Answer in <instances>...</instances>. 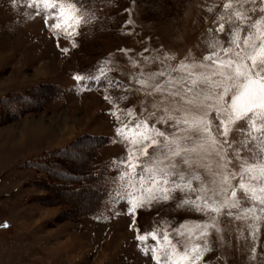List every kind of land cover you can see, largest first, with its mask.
<instances>
[{"label":"rangeland","instance_id":"1","mask_svg":"<svg viewBox=\"0 0 264 264\" xmlns=\"http://www.w3.org/2000/svg\"><path fill=\"white\" fill-rule=\"evenodd\" d=\"M227 2L92 0L99 19L76 37L74 45L63 36L57 38L48 27L52 21L46 23L43 13L37 15L29 0H0V264H156L150 250L156 241L149 237L145 242L149 247L145 255L133 220L141 233L159 225L163 235L164 220L176 228L185 220L205 219L194 211H178L174 202L138 209L135 216L128 213L127 201L113 202L111 182L120 169L110 162L127 157V147L115 132L121 122L112 114L114 105L105 99V90L94 84L91 90L79 89L74 76L97 64L114 63L111 76L130 83L140 65L145 71L161 67L158 62L146 64L143 56L173 54L175 60L169 62L173 67L186 58L200 60L210 50L209 29L228 40V24L225 33L215 32ZM129 9L134 23L126 25ZM119 49L132 51L125 54ZM129 56L138 66L133 67ZM109 91L114 97L122 95L115 87ZM130 95L120 103L134 108L135 122L145 97ZM127 119L122 116V121ZM246 127L245 121H238L230 139H242L238 129ZM49 150L59 154L55 170L31 163ZM65 170L71 175L65 176ZM199 171L210 179L203 168ZM238 182L237 177L233 183ZM237 196L242 207L253 206L242 190ZM249 223L222 214L223 231L212 230L213 250L204 260L264 264V221L255 242ZM172 238L176 239L174 233Z\"/></svg>","mask_w":264,"mask_h":264},{"label":"snow or ice","instance_id":"2","mask_svg":"<svg viewBox=\"0 0 264 264\" xmlns=\"http://www.w3.org/2000/svg\"><path fill=\"white\" fill-rule=\"evenodd\" d=\"M33 4L37 15L43 13L46 23L52 21L49 30L74 45L76 37L99 19L98 10L91 7L92 0H29V7ZM128 11L126 25L134 23ZM216 23V33H225V24L229 25L228 40L219 39L209 29L210 50L200 60L186 58L173 67L169 63L175 60L173 54L141 53L146 64L158 62L161 67L145 71L140 65L130 83L111 76L114 63L97 64L74 76L79 89L91 90L94 84L105 90V99L114 105L112 114L121 122L115 132L127 147V157L110 162L120 169L111 182L113 202L127 201L128 213L133 216L138 209L151 210L155 205L174 202L178 211H194L205 217L182 221L176 228L164 220L163 235L159 225L141 233L133 220L145 255L149 252L145 242L149 237L156 241L150 249L156 264H211L204 257L213 250L212 230L218 234L223 231L219 224L222 214L251 221L248 227L254 242L264 221V0H228ZM118 51L127 54L132 50ZM128 58L133 67L138 66L135 58ZM112 87L122 95L112 96ZM133 93L145 97L135 122L134 108L120 103ZM122 116L128 119L122 121ZM150 120L154 121L151 126ZM238 121L247 125L238 129L243 137L230 139ZM157 124L173 130L162 131ZM200 168L208 173L209 180L204 179ZM237 177L239 182L234 184ZM238 190L253 201L252 207L241 206Z\"/></svg>","mask_w":264,"mask_h":264},{"label":"trees","instance_id":"3","mask_svg":"<svg viewBox=\"0 0 264 264\" xmlns=\"http://www.w3.org/2000/svg\"><path fill=\"white\" fill-rule=\"evenodd\" d=\"M62 157H65V154L61 155ZM59 157V154H55V151H47V152H44L40 155H38L36 158H34L32 160V164H34L38 169H43V170H50L52 171L55 167V169L58 167L59 163H55V161H59L60 159L58 158ZM61 158V157H60ZM54 169V170H55ZM65 172V176H70V172L69 171H64ZM60 189V188H59Z\"/></svg>","mask_w":264,"mask_h":264}]
</instances>
